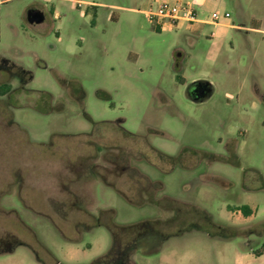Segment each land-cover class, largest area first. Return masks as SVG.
<instances>
[{
    "label": "rangeland",
    "instance_id": "rangeland-1",
    "mask_svg": "<svg viewBox=\"0 0 264 264\" xmlns=\"http://www.w3.org/2000/svg\"><path fill=\"white\" fill-rule=\"evenodd\" d=\"M152 3H0V264H264V0Z\"/></svg>",
    "mask_w": 264,
    "mask_h": 264
},
{
    "label": "built area",
    "instance_id": "built-area-1",
    "mask_svg": "<svg viewBox=\"0 0 264 264\" xmlns=\"http://www.w3.org/2000/svg\"><path fill=\"white\" fill-rule=\"evenodd\" d=\"M197 3L194 0H153L142 10L156 29H173L182 25L190 29L195 24H219L220 16L212 12L208 18L197 15ZM229 17L228 14L224 15Z\"/></svg>",
    "mask_w": 264,
    "mask_h": 264
},
{
    "label": "trees",
    "instance_id": "trees-1",
    "mask_svg": "<svg viewBox=\"0 0 264 264\" xmlns=\"http://www.w3.org/2000/svg\"><path fill=\"white\" fill-rule=\"evenodd\" d=\"M9 90H10V85H6V84L0 85V93L1 94L5 93ZM130 135H132V134H130ZM163 156L171 158L170 156H166V155H163ZM149 199L151 201H154V200H152V198H149ZM233 209L241 211L245 216H248L252 213L251 207L247 204L240 205L239 207H236ZM139 226H140L139 224H135V225H112L109 227V230L112 233V236L113 237L116 236L117 239L120 237H121V239H124V237H127V236L130 237L131 236L129 239L132 240L137 236ZM225 235H227L228 238H232V237L236 236L237 234L235 232H232L230 234H225ZM263 253H264L263 247L261 249L255 251V254L257 256H260Z\"/></svg>",
    "mask_w": 264,
    "mask_h": 264
},
{
    "label": "water",
    "instance_id": "water-1",
    "mask_svg": "<svg viewBox=\"0 0 264 264\" xmlns=\"http://www.w3.org/2000/svg\"><path fill=\"white\" fill-rule=\"evenodd\" d=\"M26 20L29 24H39L44 20V12L38 8H29L25 13ZM201 85L195 88L192 93L195 94L196 99H202L212 93L211 83L206 80H198Z\"/></svg>",
    "mask_w": 264,
    "mask_h": 264
},
{
    "label": "flooded vegetation",
    "instance_id": "flooded-vegetation-1",
    "mask_svg": "<svg viewBox=\"0 0 264 264\" xmlns=\"http://www.w3.org/2000/svg\"><path fill=\"white\" fill-rule=\"evenodd\" d=\"M201 85L198 83V80L196 81H193L191 82L187 87H186V96L187 98L192 101V102H195V103H202L204 101H206L210 95L202 98V99H196L195 97V94L192 93V91L195 89V88H199ZM212 87V86H211Z\"/></svg>",
    "mask_w": 264,
    "mask_h": 264
},
{
    "label": "crops",
    "instance_id": "crops-1",
    "mask_svg": "<svg viewBox=\"0 0 264 264\" xmlns=\"http://www.w3.org/2000/svg\"><path fill=\"white\" fill-rule=\"evenodd\" d=\"M196 3H197V5H196V7H200L202 4H204V2H205V0H194ZM1 2H3V0H0V3ZM85 2H89L90 3V1H85ZM104 4V3H103ZM104 5H106V6H108V7H110V8H113V7H115L116 5H112V4H104ZM130 10H132V11H136V9L135 8H129ZM142 10L143 9H138L137 11L138 12H140V13H142ZM195 25H197V24H195ZM227 26H229V27H232V25H229V24H227ZM193 27V26H192Z\"/></svg>",
    "mask_w": 264,
    "mask_h": 264
}]
</instances>
